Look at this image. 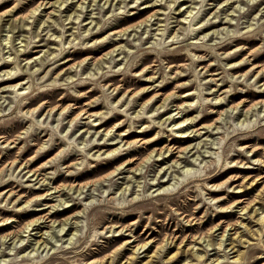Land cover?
Segmentation results:
<instances>
[{
    "label": "rangeland",
    "instance_id": "obj_1",
    "mask_svg": "<svg viewBox=\"0 0 264 264\" xmlns=\"http://www.w3.org/2000/svg\"><path fill=\"white\" fill-rule=\"evenodd\" d=\"M58 1L0 0V264H264V0Z\"/></svg>",
    "mask_w": 264,
    "mask_h": 264
},
{
    "label": "bare ground",
    "instance_id": "obj_2",
    "mask_svg": "<svg viewBox=\"0 0 264 264\" xmlns=\"http://www.w3.org/2000/svg\"><path fill=\"white\" fill-rule=\"evenodd\" d=\"M107 1V0H106ZM161 1V0H160ZM64 2H66V0H59L58 2H57V4L59 3V6L57 7V8H59L60 9V5L62 4V3H64ZM39 7V6H38ZM80 10V9H79ZM32 13H34V12H32ZM188 17H190V20H189V27H192L193 25H196V23H192L193 22V20L195 19V14H193L192 15V13H191V11H189L188 12ZM151 18V17H150ZM150 18H148L147 20L149 21V19ZM67 19H69V17L67 18ZM91 23V22H90ZM142 23H144V22H141V24ZM140 24V25H141ZM139 25V26H140ZM128 29V28H127ZM126 30H123V31H118L117 32V34H121V33H124ZM189 32H194V29H190L189 30ZM7 36V35H6ZM11 41V40H10ZM171 46V45H170ZM115 50V49H114ZM60 51V54H61V49L59 50ZM63 51V50H62ZM18 52H21V50H16V52L14 53L15 54V58H17V53ZM86 51H84V52H80V53H85ZM56 56L57 55H55V58H56ZM5 59H8L9 61H11L12 59H9V56L8 57H6V58H4L2 55H1V57H0V61H2V60H5ZM16 61H17V59L14 61V63H15V65L17 66L16 67V69L15 70H13V71H10V72H8L7 74H6V76L8 77L5 81H7V82H13V81H15V80H17L18 79V77H19V74H17L16 75V73L17 72H19V71H21V68H19V64H16ZM70 60H67L66 61V63H68ZM35 62V61H34ZM10 63H6V61H4V63H2V65H1V67H5V66H8ZM32 75L31 74H29L28 75V78H30ZM26 84H28V83H24V82H21L20 83V85H26ZM16 87V86H15ZM14 87V88H15ZM29 88V87H28ZM17 91V90H16ZM258 94V93H257ZM260 94V93H259ZM190 95V93H188L187 95H185V96H189ZM262 102H264V101H262ZM263 105V107H264V103L262 104ZM177 108V107H176ZM113 117L114 118H116L117 117V115H113ZM168 118V117H167ZM169 119H170V116H169ZM172 119H173V117H172ZM148 120V119H147ZM182 123V122H181ZM173 125V124H172ZM176 125V124H175ZM180 128V127H179ZM110 131V130H109ZM107 133V132H106ZM183 136V135H182ZM95 148V147H94ZM93 149V148H92ZM165 150V149H164ZM168 151H170V150H168ZM161 151H159L158 152V156H160L161 154ZM150 155H152V154H150ZM149 155V156H150ZM146 160H148V158L146 159ZM116 170V169H115ZM28 173H31L32 172V174H31V177L32 176H34L35 174H36V172L35 171H33V170H29V171H27ZM110 176V175H109ZM167 182V181H166ZM253 183V182H252ZM251 184V183H250ZM168 189V187H166V188H163L162 189V191H164V190H167ZM167 192V191H166ZM239 204V203H238ZM258 211V210H257ZM255 209H254V211H253V214L254 213H256L257 212ZM2 213H6V212H2ZM52 216V215H51ZM256 216V215H255ZM258 216V215H257ZM44 219V221H43V223L47 220V219H49L48 217H46V218H39V219H37V220H35V221H31V222H29L28 224H26L25 225V228H23V229H25V231L24 232H26V231H28L29 230V228H33V227H35V226H38L39 227V224H41V223H38V221L39 220H43ZM66 221L67 220H65V221H63V222H58L59 224H61V225H64V224H66ZM258 221L262 224V223H264V214L263 215H260L259 217H258ZM1 223V222H0ZM1 226V225H0ZM244 226V225H243ZM62 227V226H61ZM63 229V228H62ZM33 229H30V231H32ZM225 232V231H224ZM74 235V234H73ZM6 237H8L7 235L5 236V237H3V239L5 240L6 239ZM223 237H224V235H223ZM70 240H71V238H69ZM166 239V238H165ZM167 240V239H166ZM165 240V241H166ZM163 242V241H162ZM166 242H169V241H166ZM128 244H129V242H127ZM2 244V243H1ZM219 245H217L218 246V249H219V247H220V243H218ZM3 245V244H2ZM145 243H144V245H141L140 247H136L135 248V251L137 252L139 249H142V248H144L145 247ZM195 245V244H194ZM215 245V244H214ZM128 246V245H127ZM195 247V246H194ZM193 247V248H194ZM198 253V252H197ZM1 254V253H0ZM151 255H153V254H151ZM0 257H3V255H0ZM106 257V256H105ZM132 258V257H131ZM171 258V257H170ZM196 258H198V259H200L201 258V256L198 254V256L196 257ZM108 259V258H107ZM106 259V260H107ZM105 260V261H106ZM1 261H5V260H0V262ZM101 261V260H100ZM105 263V262H104ZM191 264V263H190Z\"/></svg>",
    "mask_w": 264,
    "mask_h": 264
}]
</instances>
